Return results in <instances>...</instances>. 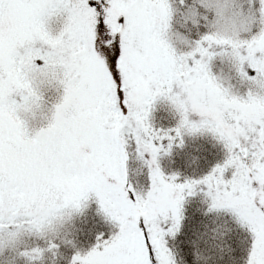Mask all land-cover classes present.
Here are the masks:
<instances>
[{
    "label": "snow or ice",
    "instance_id": "6c2138e0",
    "mask_svg": "<svg viewBox=\"0 0 264 264\" xmlns=\"http://www.w3.org/2000/svg\"><path fill=\"white\" fill-rule=\"evenodd\" d=\"M205 135L222 162L162 171ZM89 208L109 232L84 248L64 237ZM65 249V264H264V0H0V264Z\"/></svg>",
    "mask_w": 264,
    "mask_h": 264
},
{
    "label": "trees",
    "instance_id": "16d2710c",
    "mask_svg": "<svg viewBox=\"0 0 264 264\" xmlns=\"http://www.w3.org/2000/svg\"><path fill=\"white\" fill-rule=\"evenodd\" d=\"M154 125L157 127H170L174 124V120L166 110L157 106V110L153 113ZM132 152L129 162V180L138 189L147 186L146 174L143 172L141 165L136 160L134 152ZM224 153L222 146L219 145L210 135L186 138L185 145L182 149H177L172 156L163 157L160 161L162 171L166 175L179 173L183 177H199L207 174L217 163L222 162ZM204 205L199 199L190 201L187 205L189 213L195 212L197 208L203 209ZM92 230L91 232L89 230ZM99 231H104L105 236L108 235L109 229L106 227L102 217L95 213L94 208L87 209L82 216L75 219L73 225H69L67 229L66 239H72L77 236H87L82 241V247L87 248L95 241V235ZM241 240L244 234L239 233ZM246 244L242 243L238 249L241 257L244 255ZM70 255L67 249L62 253V259L55 256H48L46 264H65L67 256Z\"/></svg>",
    "mask_w": 264,
    "mask_h": 264
}]
</instances>
